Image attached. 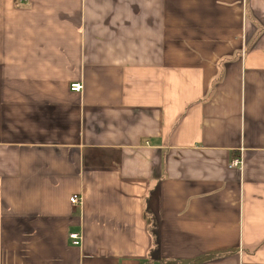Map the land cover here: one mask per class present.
<instances>
[{"label":"crops","instance_id":"crops-1","mask_svg":"<svg viewBox=\"0 0 264 264\" xmlns=\"http://www.w3.org/2000/svg\"><path fill=\"white\" fill-rule=\"evenodd\" d=\"M0 264H264V0H0Z\"/></svg>","mask_w":264,"mask_h":264},{"label":"built area","instance_id":"built-area-1","mask_svg":"<svg viewBox=\"0 0 264 264\" xmlns=\"http://www.w3.org/2000/svg\"><path fill=\"white\" fill-rule=\"evenodd\" d=\"M71 90L73 92H76V93L82 92V90H83L82 83H74V84H72L71 85ZM241 166H242V159L241 158H235L230 164L231 168H238V167H241ZM70 203L72 205H75V206L78 205L80 203L79 195L72 196L71 199H70ZM70 238H71L72 243H73L74 246H80L81 245L82 238L80 237L79 234L73 233L70 236Z\"/></svg>","mask_w":264,"mask_h":264}]
</instances>
